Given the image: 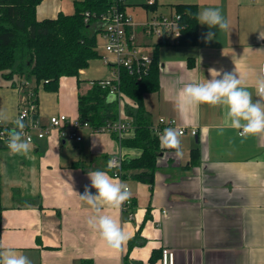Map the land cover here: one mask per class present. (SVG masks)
I'll use <instances>...</instances> for the list:
<instances>
[{
	"label": "crops",
	"instance_id": "obj_1",
	"mask_svg": "<svg viewBox=\"0 0 264 264\" xmlns=\"http://www.w3.org/2000/svg\"><path fill=\"white\" fill-rule=\"evenodd\" d=\"M76 1L43 0L37 17L71 15ZM146 2L123 0L134 21L140 15L137 7L145 10L139 23L150 16ZM70 3L72 12L65 13ZM177 5H196L198 12L218 8L229 23L227 31L212 29L216 36L208 43L202 34L209 29L199 24V40L193 46H158L137 29L139 40L147 43L145 52L154 56L157 50L160 63L159 88L144 95L145 110L159 137L166 128L178 132L184 128L182 156L161 147L150 186L134 178L113 177L108 167L111 156L121 153L124 160L137 159L142 151L122 147L112 134L81 130L78 141L68 131L62 135L54 130L30 143L27 154H12L0 142V252L23 254L32 264H161L162 250L169 248L175 264H264V135L245 138L229 127L219 134L226 111L222 106L201 104L183 112L177 108L185 84L215 78L209 69L221 75L235 72L253 101L258 99L256 82L264 78V39L258 38L264 33V0H156L155 11L169 13ZM98 53L78 77H61L58 91L39 86L37 117L42 124L61 114L79 119V97L95 83L111 79L101 48ZM25 90L26 86L1 83L5 123L14 125L27 98ZM126 106L135 108L122 94L119 117L133 122ZM160 119L175 120L176 125H163ZM134 136L131 132L123 139ZM97 170L125 183L134 201L130 221L121 207L101 209L127 236L119 250L108 247L99 232L89 228L87 221L96 213L78 195L91 184L88 173Z\"/></svg>",
	"mask_w": 264,
	"mask_h": 264
},
{
	"label": "trees",
	"instance_id": "obj_2",
	"mask_svg": "<svg viewBox=\"0 0 264 264\" xmlns=\"http://www.w3.org/2000/svg\"><path fill=\"white\" fill-rule=\"evenodd\" d=\"M42 1L0 0V86L3 81L16 87L26 86L24 94H32L37 104L41 84L45 90L56 92L61 77H78L81 70L87 69L91 61L99 57L98 22L102 15L113 6L125 10L123 0H79L75 2L73 14L60 13L57 18L39 20L37 7ZM174 8L182 14L186 25L180 45H196L199 40V23L195 18L197 6L177 5ZM161 45L164 44L158 46ZM156 51L148 76L138 80L123 71L120 84L122 94L135 104V108L125 107L126 115L133 119L135 136L122 139L121 145L142 151L139 158L124 160L122 177L134 178L150 186L154 183L157 161L162 153L160 137L152 129L144 106V95L159 88L160 63ZM108 94L109 90L102 88L100 82L95 83L87 95L79 97V119L95 127L118 119L119 104L108 102ZM197 153L195 149L194 158ZM1 214L0 208V225Z\"/></svg>",
	"mask_w": 264,
	"mask_h": 264
},
{
	"label": "clouds",
	"instance_id": "obj_3",
	"mask_svg": "<svg viewBox=\"0 0 264 264\" xmlns=\"http://www.w3.org/2000/svg\"><path fill=\"white\" fill-rule=\"evenodd\" d=\"M200 25L207 26L209 31L202 34L205 43L212 41L216 32L229 29V23L218 8H205L195 14ZM259 39H264V33L259 34ZM215 78L203 83H188L181 89V99L177 104L178 110L183 112L190 107H198L201 104L209 106H222L226 109L225 120L218 129L223 134V128L229 127L238 130L241 137L264 135V78L256 82L257 100L253 101L252 93L242 86L243 81L235 72H224L209 69ZM217 77H220L219 79ZM8 117L0 112V123L6 122ZM14 127L7 130V147L12 154H27L30 150V138H26L24 129V115L22 114L13 121ZM182 132L173 128L164 129L160 136L161 147L174 149L177 156H182L180 137ZM113 162L109 160L108 167L111 169ZM90 185H85L80 199L86 202L96 213L87 221L89 228L99 232L100 237L107 246L119 250L126 242L127 236L121 226L109 215L101 214L105 206L119 208L127 200L131 193L128 186L111 178L105 171H93L88 173ZM95 189V193L91 191ZM0 264H32L31 260L12 250L0 252Z\"/></svg>",
	"mask_w": 264,
	"mask_h": 264
},
{
	"label": "built area",
	"instance_id": "obj_4",
	"mask_svg": "<svg viewBox=\"0 0 264 264\" xmlns=\"http://www.w3.org/2000/svg\"><path fill=\"white\" fill-rule=\"evenodd\" d=\"M146 5L151 8L150 16L141 23H136L131 15L118 6H113L106 14L102 15L98 22L99 37L104 45L97 49H102L101 59L103 63L111 68V79L101 81L100 86L109 90L108 97H114L113 102L122 101V92L120 89L121 73L126 71L129 75L143 79L150 73L153 56L146 53L147 43L139 40L137 29L142 32L145 39L156 40L158 44L178 45L183 38L186 25L184 24L182 14L176 8H171L169 13H157L153 10L156 0H147ZM89 20V13L86 14V22ZM264 74V65L262 67ZM38 104L33 101V95L27 96L25 103L19 108L18 117L24 115V123L26 125L24 134L26 138H30L31 143L35 139H45L54 130H58L62 135L66 131L71 137L78 141L79 131L89 130L92 133H107L117 136L121 142L123 137L131 132H135V126L132 121L123 120L121 117L112 121L108 120L100 126H93L90 122L80 119H72L65 114L52 116L47 125L41 123L38 117ZM160 123L170 127H175V120L160 119ZM14 127L12 124L0 123V142L7 147L8 135L7 130ZM152 129L159 133L157 128ZM182 134L185 133L184 128L179 129ZM193 136L197 135L196 130H192ZM110 160L113 162L111 168L114 178L123 179L122 165L124 156L121 153L114 154ZM129 189V187H128ZM130 190V189H129ZM133 198L130 196L121 209L127 216V220H132L134 215ZM161 264H175V253L169 248H163L161 256Z\"/></svg>",
	"mask_w": 264,
	"mask_h": 264
},
{
	"label": "rangeland",
	"instance_id": "obj_5",
	"mask_svg": "<svg viewBox=\"0 0 264 264\" xmlns=\"http://www.w3.org/2000/svg\"><path fill=\"white\" fill-rule=\"evenodd\" d=\"M65 13H71L72 12V5H71V3L70 4H68V8L66 7V8H64V10H63ZM130 12H132V10L130 11ZM137 14H140L139 15V17H137L136 19L137 20H135L136 22L137 21H140L141 19H143L144 18V16H145V10L142 8V7H137ZM131 15H132V13H131ZM137 23H139V22H137ZM104 45V43H103V41L100 39V37L98 36V46L99 47H101V46H103ZM149 50V49H148Z\"/></svg>",
	"mask_w": 264,
	"mask_h": 264
},
{
	"label": "water",
	"instance_id": "obj_6",
	"mask_svg": "<svg viewBox=\"0 0 264 264\" xmlns=\"http://www.w3.org/2000/svg\"><path fill=\"white\" fill-rule=\"evenodd\" d=\"M107 101L108 102H113L114 101V97H108Z\"/></svg>",
	"mask_w": 264,
	"mask_h": 264
}]
</instances>
